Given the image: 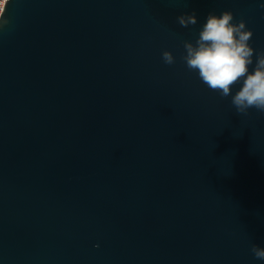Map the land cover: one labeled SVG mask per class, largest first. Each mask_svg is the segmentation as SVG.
I'll return each instance as SVG.
<instances>
[{
    "label": "water",
    "instance_id": "obj_1",
    "mask_svg": "<svg viewBox=\"0 0 264 264\" xmlns=\"http://www.w3.org/2000/svg\"><path fill=\"white\" fill-rule=\"evenodd\" d=\"M8 2L0 264H264V113L182 60L225 10L264 50V0Z\"/></svg>",
    "mask_w": 264,
    "mask_h": 264
},
{
    "label": "clouds",
    "instance_id": "obj_2",
    "mask_svg": "<svg viewBox=\"0 0 264 264\" xmlns=\"http://www.w3.org/2000/svg\"><path fill=\"white\" fill-rule=\"evenodd\" d=\"M9 2L5 0V5ZM5 10L0 12L4 17ZM180 26L187 28L197 24L195 13L177 17ZM253 33L246 21H234L231 11L220 15L210 12L195 42L184 41L182 60L188 70L198 73V78L221 98L231 96V104L238 114L247 115L249 109L264 113V50L256 51L249 41ZM255 55V62L254 57ZM167 65L176 58L170 51L161 56ZM254 64L253 70L249 66ZM240 84L232 93V88ZM250 251L258 260H264V247L253 244Z\"/></svg>",
    "mask_w": 264,
    "mask_h": 264
},
{
    "label": "built area",
    "instance_id": "obj_3",
    "mask_svg": "<svg viewBox=\"0 0 264 264\" xmlns=\"http://www.w3.org/2000/svg\"><path fill=\"white\" fill-rule=\"evenodd\" d=\"M10 1V0H8ZM5 0H0V12H2L5 9Z\"/></svg>",
    "mask_w": 264,
    "mask_h": 264
}]
</instances>
